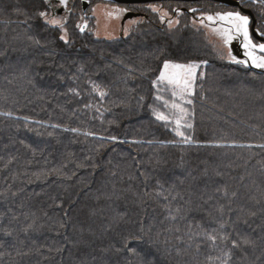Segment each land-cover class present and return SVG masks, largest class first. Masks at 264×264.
Wrapping results in <instances>:
<instances>
[{"label":"trees","instance_id":"1","mask_svg":"<svg viewBox=\"0 0 264 264\" xmlns=\"http://www.w3.org/2000/svg\"><path fill=\"white\" fill-rule=\"evenodd\" d=\"M47 6L0 0V264H140L130 234L152 264H264V74L189 13L106 41L46 24ZM165 60L207 62L191 142L153 85Z\"/></svg>","mask_w":264,"mask_h":264},{"label":"snow or ice","instance_id":"2","mask_svg":"<svg viewBox=\"0 0 264 264\" xmlns=\"http://www.w3.org/2000/svg\"><path fill=\"white\" fill-rule=\"evenodd\" d=\"M60 4L67 6L68 0H59ZM261 4L264 5V0H260ZM153 12L159 11L155 6H150ZM126 11L125 9H115L117 14ZM191 11H196L195 9H191ZM37 16L43 18L44 22L51 26H59L60 28H64V23L61 20L56 19L55 17L49 18L48 13L46 11H39L36 13ZM109 16L112 13H108ZM167 16V12L162 13L161 19ZM118 18V17H117ZM208 21L209 24L204 25L208 27L209 25H216L212 30L215 32L219 38L222 40V43L225 47H228L233 40L239 39L241 47L244 52L243 55L245 59H237L236 56L232 55L231 49L228 51V58L232 63L241 64L251 66L255 68L264 69V42L256 43L252 38V33L250 31V17L249 15L242 14L240 11H226V12H217L215 15H207L200 20L201 24H204V21ZM27 22V21H25ZM169 26L171 27L173 21H168ZM175 23H179V21H175ZM80 27V31H84V27ZM256 34L260 37H264V31L260 29H256ZM60 40L67 43V32L61 35ZM31 39V37H30ZM35 44L40 45L39 40L33 41ZM206 61H202L200 63L197 62H189L187 64L174 63L172 61L165 60L163 62L162 69L159 71V75L155 81H153V85L157 84H167L171 86V96L173 97L172 102L169 104L168 101H164L165 107H170L173 110V118L175 123V132L176 135L183 138L184 142H191V138L185 136V133L181 131L182 127L192 128L191 123L185 122L182 124V121L189 115L188 110L183 107L184 103L191 104L192 101L190 99H186V97L193 95L194 85L197 79V71L201 67L202 64H206ZM202 75V74H201ZM98 90V89H97ZM99 95L103 97L105 93L103 91L99 92ZM156 100H161L162 97L157 95ZM177 99L182 103L176 102ZM156 118L161 121H169V116L165 115L162 112L155 113ZM73 131H76L73 129ZM87 135H91V133H86ZM109 139L115 141L117 138L112 136ZM222 211V209H221ZM31 227V226H30ZM223 225H221V228ZM216 230L214 229L213 232ZM207 239L211 241L213 244L217 241V235L212 233H206ZM220 239H227L226 236L220 237ZM143 242L142 236L131 235L124 239L123 249L136 256L140 262V264H152V261L147 259V254L141 255V253L137 250L135 245ZM245 243H250L245 240ZM233 247H236L237 244L235 241L232 242ZM120 251V249H117Z\"/></svg>","mask_w":264,"mask_h":264},{"label":"flooded vegetation","instance_id":"3","mask_svg":"<svg viewBox=\"0 0 264 264\" xmlns=\"http://www.w3.org/2000/svg\"><path fill=\"white\" fill-rule=\"evenodd\" d=\"M242 5V9L237 7H230L220 3H214L211 1H200V2H164V3H150V4H135V5H118L111 3L106 0H68L67 6L60 4L59 0H44L46 5H48V10L52 17H55L58 20H61L64 23V27L75 25V26H85L84 32H89L91 30L94 31L96 36V16L94 10L102 5H112L119 6L126 10L127 14L139 15L140 24L144 20L148 18L147 13L151 15H158L161 11H165L170 14L167 17V20L178 21V17L181 14L189 13L192 18L196 20L198 23L200 22L198 18H203L207 15H215L217 12H226V11H240L242 14L249 15L251 23H250V31L252 33V38L254 42L261 43L264 42V37H256L254 35L253 28L260 29L264 31V5L261 4L260 0H233ZM208 4L214 5V7H209ZM150 6H155L159 11L153 12ZM191 9H195L196 11H191ZM248 12L252 13L249 14ZM196 15V16H193ZM127 16V15H126ZM129 19V20H133ZM165 20V23L168 21ZM128 21V20H127ZM231 49L232 55L236 56L237 59H243V48L241 47L240 40H233L229 45ZM235 64V63H234ZM243 67H248L241 64H236ZM260 69V68H257ZM264 70V69H260Z\"/></svg>","mask_w":264,"mask_h":264},{"label":"rangeland","instance_id":"4","mask_svg":"<svg viewBox=\"0 0 264 264\" xmlns=\"http://www.w3.org/2000/svg\"><path fill=\"white\" fill-rule=\"evenodd\" d=\"M123 9L119 6H112V5H102L97 7L94 10L95 16H96V37L98 39L101 40H106V41H116V40H120L123 37H128L131 33L134 27H136L138 25V23L140 22V19H133V20H128L125 22V25H123L126 15H128L126 13V11L117 14L115 12V9ZM112 13L111 16L108 15V13ZM165 11H161L158 15H162V13H164ZM132 14V13H130ZM148 15V13H147ZM170 14L167 13V16H165L163 19L167 20V17ZM49 18H52L51 14H48ZM196 16V15H193ZM118 17V18H117ZM205 17V16H204ZM202 18H198V20L200 21ZM194 24H197L199 26H203L204 29L207 31V34L209 35V37L211 39H213L218 45H221L222 47H224L222 40L219 38V36L213 32V28L216 27V25H209L208 27H205L204 25L209 24L208 21H204V24H201L200 22L198 23L196 20L192 19ZM168 24V23H166ZM178 23H174L172 26H176ZM84 32V31H82ZM228 51H229V46L225 47V55L228 58ZM229 59V58H228ZM175 63V62H174ZM202 74V75H201ZM205 74V64H202L201 67L198 69L197 71V79L196 82L199 80L200 77L204 76ZM196 82L194 85V89L196 86ZM167 85V84H166ZM168 86V85H167ZM171 88V86H168ZM194 89H193V93H194ZM192 96V95H191ZM188 96L186 97V99H189Z\"/></svg>","mask_w":264,"mask_h":264},{"label":"water","instance_id":"5","mask_svg":"<svg viewBox=\"0 0 264 264\" xmlns=\"http://www.w3.org/2000/svg\"><path fill=\"white\" fill-rule=\"evenodd\" d=\"M106 1H109V2L114 3V4H118V5H135V4H150V3H164V2H185V3L191 2V3H194V2H200V1H211L214 3L224 4V5H227L230 7H235V8L239 7L242 9V5L236 1H233V0H106ZM248 13L252 15V13H250V12H248ZM138 17H140V16L134 15V14H128L125 18L124 25H125V22L127 20L133 19V18H138ZM253 31H254V35L256 37H259L256 34L255 27L253 28ZM243 59H245V57H243ZM249 66L252 70H255L261 74H264V71L254 68L253 66H251V64H249Z\"/></svg>","mask_w":264,"mask_h":264}]
</instances>
